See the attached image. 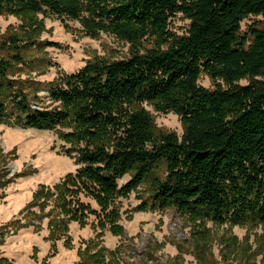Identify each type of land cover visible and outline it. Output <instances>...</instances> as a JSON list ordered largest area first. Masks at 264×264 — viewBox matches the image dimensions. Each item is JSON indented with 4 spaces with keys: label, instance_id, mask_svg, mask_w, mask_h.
Returning <instances> with one entry per match:
<instances>
[{
    "label": "trees",
    "instance_id": "trees-1",
    "mask_svg": "<svg viewBox=\"0 0 264 264\" xmlns=\"http://www.w3.org/2000/svg\"><path fill=\"white\" fill-rule=\"evenodd\" d=\"M4 13H52L78 20L91 37L108 33L130 46L126 57H94L50 82V109L31 106L8 79L10 60L0 56V122L10 108L22 128L70 125L60 137L72 145L83 187L94 186L100 205L147 183L151 192L139 211L175 208L217 223L264 224V0H0ZM177 14L189 20L180 35L170 28ZM251 16L260 18L242 32ZM19 40L0 43L17 62L26 47ZM202 74L213 89L198 83ZM144 102L178 115L182 135L156 130ZM125 175L129 180L119 186ZM9 182L1 177L0 187ZM67 182L55 189L60 208L70 213ZM43 193L50 198L40 186L33 200ZM52 221L55 229L66 228L63 220ZM87 255L101 264L97 254ZM0 264L10 263L0 258Z\"/></svg>",
    "mask_w": 264,
    "mask_h": 264
},
{
    "label": "rangeland",
    "instance_id": "rangeland-1",
    "mask_svg": "<svg viewBox=\"0 0 264 264\" xmlns=\"http://www.w3.org/2000/svg\"><path fill=\"white\" fill-rule=\"evenodd\" d=\"M259 18L244 19L242 32ZM188 26L181 14L170 18L176 34H184ZM10 36L20 39L19 46L26 45L21 48L22 61L11 58L13 50L0 48V56L10 60L8 79L33 108L54 106L48 84L59 75L76 72L94 57H126L130 47L108 33L91 37L78 20L52 13L30 18L0 14V43ZM198 83L210 90L215 87L206 74ZM141 106L153 116L156 130L182 135L178 115L157 111L152 103ZM7 112V121L0 122V178L10 181L0 187V258L10 264H94L87 252L97 254L101 264H264V224L217 223L175 208L139 211L137 206L151 192L147 183L102 206L94 197V186L83 187L78 176L82 165L75 151L68 152L72 145L60 137L72 131L70 125L56 130L22 128L13 124L15 113L10 108ZM67 178L64 198L70 213L60 208L62 200L56 199L55 189ZM128 180L125 175L118 185ZM40 186L51 196L43 193L33 200ZM51 220H63L66 228L55 229ZM27 223L32 225L19 227ZM112 226L122 231L114 233ZM80 251L85 253L82 258Z\"/></svg>",
    "mask_w": 264,
    "mask_h": 264
}]
</instances>
